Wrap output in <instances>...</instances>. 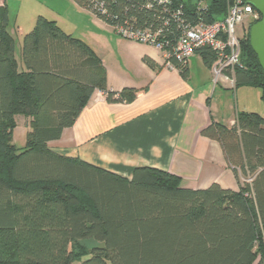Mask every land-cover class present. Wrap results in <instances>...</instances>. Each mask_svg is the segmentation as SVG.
I'll list each match as a JSON object with an SVG mask.
<instances>
[{
	"label": "trees",
	"instance_id": "1",
	"mask_svg": "<svg viewBox=\"0 0 264 264\" xmlns=\"http://www.w3.org/2000/svg\"><path fill=\"white\" fill-rule=\"evenodd\" d=\"M72 1L111 28L163 30L168 50L181 34L176 20L161 6L147 9V0ZM171 2L170 10L180 9L183 22L194 25L223 18L230 0ZM7 23L3 6L0 264H264L263 117L238 113L231 127L212 122L200 132L221 146L237 192L217 184L185 188L179 177L151 168H136L128 180L61 157L48 143L74 124L95 91L126 104L137 92H109L105 67L94 52L41 16L22 39L20 71ZM249 30L235 87H258L264 100V72L250 48ZM197 53L211 67L214 56L204 49ZM169 61L185 77L187 68ZM18 115L31 120L20 152L12 144ZM83 241L100 246L86 256L70 250Z\"/></svg>",
	"mask_w": 264,
	"mask_h": 264
},
{
	"label": "crops",
	"instance_id": "2",
	"mask_svg": "<svg viewBox=\"0 0 264 264\" xmlns=\"http://www.w3.org/2000/svg\"><path fill=\"white\" fill-rule=\"evenodd\" d=\"M58 2L68 19L44 18L55 21L64 33L94 52L105 67L109 92L131 88L137 93L126 104L111 103L104 93L95 91L74 124L60 139L48 143V148L128 180L136 168H151L179 177L185 188L207 189L217 184L237 192L238 181L221 146L200 134L212 122L227 127L235 123L238 113L230 119L228 112L232 110L228 92L235 86L214 85L211 67L200 53L189 59L183 77L167 64L163 52L118 36L72 0ZM3 6L10 10L6 0H0ZM39 14L30 11L28 22L43 17ZM21 45L19 57L15 49L20 71Z\"/></svg>",
	"mask_w": 264,
	"mask_h": 264
},
{
	"label": "built area",
	"instance_id": "3",
	"mask_svg": "<svg viewBox=\"0 0 264 264\" xmlns=\"http://www.w3.org/2000/svg\"><path fill=\"white\" fill-rule=\"evenodd\" d=\"M171 5V0H147L146 5L147 9L161 6L176 20L181 34L170 50L167 37L161 29L116 26L112 30L128 41L149 45L163 52L170 66L169 60H175L180 68H185L189 59L199 50H207L214 56L211 64L213 84L234 87L235 69L240 65L241 42L250 27L261 19L260 14L247 0H230L223 18L212 23L191 25L183 22L180 9L170 10ZM98 10L104 14L101 6H98Z\"/></svg>",
	"mask_w": 264,
	"mask_h": 264
},
{
	"label": "rangeland",
	"instance_id": "4",
	"mask_svg": "<svg viewBox=\"0 0 264 264\" xmlns=\"http://www.w3.org/2000/svg\"><path fill=\"white\" fill-rule=\"evenodd\" d=\"M10 10L7 9V30L12 33L16 55L19 57V45H21L26 31L31 28L36 21L28 22V14L35 10L36 15H43L47 18L53 17L65 21L68 15L59 5L58 0H6ZM37 17V16H36ZM235 88V87H234ZM229 89L231 109L229 117L232 119L237 113H256L264 118V100L260 88L255 86H237L235 89ZM225 115L227 113L226 106L224 107ZM227 121V120H225ZM15 127L12 133V144L15 149L20 152L25 147L27 134L31 131V120L24 116L18 115L14 118ZM227 123V122H225ZM100 245L93 242H74L70 246L75 254L86 256L91 251Z\"/></svg>",
	"mask_w": 264,
	"mask_h": 264
},
{
	"label": "water",
	"instance_id": "5",
	"mask_svg": "<svg viewBox=\"0 0 264 264\" xmlns=\"http://www.w3.org/2000/svg\"><path fill=\"white\" fill-rule=\"evenodd\" d=\"M247 3L261 16V19L250 27L249 44L264 72V0H247Z\"/></svg>",
	"mask_w": 264,
	"mask_h": 264
}]
</instances>
